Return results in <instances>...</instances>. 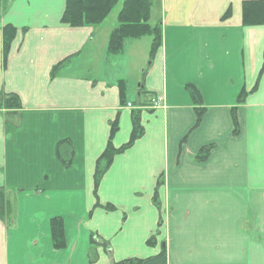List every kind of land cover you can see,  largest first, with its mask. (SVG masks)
<instances>
[{"label":"crops","instance_id":"crops-1","mask_svg":"<svg viewBox=\"0 0 264 264\" xmlns=\"http://www.w3.org/2000/svg\"><path fill=\"white\" fill-rule=\"evenodd\" d=\"M148 1L160 45L150 58L149 39L143 58L151 60L136 74L161 103L153 110L139 87L127 96L126 77L115 71L136 56L141 39L106 54L117 26L107 24L112 12L99 25L71 28L61 23L66 0H0V93L20 101L8 116L0 110V188L9 204V226L0 220V264H90L91 235L108 244L93 246L92 264L161 251L167 264H264V25H242V4L261 0ZM6 26L15 34L4 61ZM186 86L200 95L198 126ZM133 110H140L143 136L114 157L95 194L110 123H117L111 144L118 149L129 140ZM63 140L74 150L68 169L56 158ZM208 145L209 157L195 160ZM53 218L63 222L61 251L52 245Z\"/></svg>","mask_w":264,"mask_h":264},{"label":"trees","instance_id":"trees-1","mask_svg":"<svg viewBox=\"0 0 264 264\" xmlns=\"http://www.w3.org/2000/svg\"><path fill=\"white\" fill-rule=\"evenodd\" d=\"M118 0H66L65 10L61 18V23L68 25L71 28H78L84 26H95L101 24L117 5ZM1 4V3H0ZM150 12V3L148 0H124L121 10L117 16V26L110 32L106 54L115 56L122 53L126 41L139 40L148 37L151 40L150 58L155 53L157 47L160 45V28L158 25L151 27L148 24ZM229 13L225 14V17ZM242 25L244 27H256L264 25V1H247L242 4ZM15 30L6 26L2 30V45H3V60L5 61L6 55L9 50L11 41L13 40ZM58 69L55 67L51 76ZM117 86L119 89V96L121 105L125 104V84L123 81H118ZM186 91L189 93L193 103L197 108L196 113V126L199 125L204 109L200 108L201 99L197 90L193 86H186ZM140 97L144 100L150 98V94L143 92L142 86L138 90ZM245 92H241L237 103L241 104L245 96ZM147 105V103L145 104ZM4 109L9 113H13L20 109L19 98L13 94L0 93V110ZM140 110H133L131 112V134L126 144L120 148L115 149L111 144V140L117 131V123L113 121L110 123V134L107 146L101 156L95 163V171L93 175V192L96 194L99 187L101 178L109 169L112 161L116 155H119L128 150L140 137L143 136L144 130L140 123ZM233 122V136L238 135V124L236 118V108L231 111ZM214 145L202 147L196 154L195 160L198 162L205 161L210 152L213 150ZM74 150L68 140L60 141L56 146V158L64 169H68L72 163ZM153 204L158 207L156 194L153 198ZM105 211H113V206H103ZM9 204L7 203L3 189L0 188V220L4 221L9 226ZM50 236L52 240L53 249L61 251L65 248V235L63 229V222L60 218H53L49 222ZM91 248L88 252V261L90 264L96 261V253L93 246L100 245L107 249L106 242H98L94 237L90 236ZM147 246H154V237L146 242ZM111 264H167L166 253L161 251L158 255L147 259H127L120 262H111Z\"/></svg>","mask_w":264,"mask_h":264},{"label":"rangeland","instance_id":"rangeland-1","mask_svg":"<svg viewBox=\"0 0 264 264\" xmlns=\"http://www.w3.org/2000/svg\"><path fill=\"white\" fill-rule=\"evenodd\" d=\"M119 8H120V3L111 11L112 13L107 19L108 25L109 24H112L114 26L117 25V22H115V15L117 11L119 10ZM148 41H149V38L144 37L140 41H137L136 43H134L135 44L134 53L136 56L130 62H128L127 58L124 57L123 59H121V61H118L119 63L115 67V71L117 74L119 73L120 75H122L120 72H123L122 76L126 77L127 96L135 94L136 88L140 86L139 83L143 80V76L142 78H140V81L137 78L139 77L136 74L137 65L142 64V66L145 67L146 69V65H148L151 60V59H146L145 55L143 58V52L144 54L145 52H147L146 49L148 46ZM144 99H146V97Z\"/></svg>","mask_w":264,"mask_h":264},{"label":"built area","instance_id":"built-area-1","mask_svg":"<svg viewBox=\"0 0 264 264\" xmlns=\"http://www.w3.org/2000/svg\"><path fill=\"white\" fill-rule=\"evenodd\" d=\"M152 106H153V108H156L159 106V103L155 100H152Z\"/></svg>","mask_w":264,"mask_h":264},{"label":"water","instance_id":"water-1","mask_svg":"<svg viewBox=\"0 0 264 264\" xmlns=\"http://www.w3.org/2000/svg\"><path fill=\"white\" fill-rule=\"evenodd\" d=\"M163 247V246H162Z\"/></svg>","mask_w":264,"mask_h":264}]
</instances>
